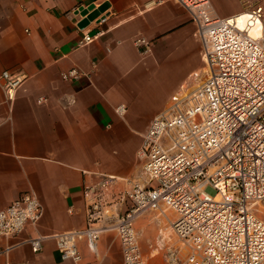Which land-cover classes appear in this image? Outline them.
Wrapping results in <instances>:
<instances>
[{
	"label": "crops",
	"instance_id": "crops-1",
	"mask_svg": "<svg viewBox=\"0 0 264 264\" xmlns=\"http://www.w3.org/2000/svg\"><path fill=\"white\" fill-rule=\"evenodd\" d=\"M151 1L162 3L146 9ZM210 2L219 18L243 11L240 0ZM105 4L100 17L81 27L80 9ZM84 35L96 39L79 47ZM140 38L149 41V53L136 46ZM201 43L191 14L173 0H0V76L23 77L13 102L0 86V211L28 192L44 209L36 230L23 237L83 229L86 185L112 176L117 192L126 187L123 179L140 173L137 152L153 119L178 91H193L207 79ZM73 68L84 76L64 81ZM142 102L153 112L139 122L133 110ZM153 213L152 222L145 216L137 223L139 244L146 264H167V248L185 249L176 235L169 238L177 215L164 206ZM78 246L81 264H124L115 232L100 237L97 254L85 241ZM0 264L74 263L62 260L48 238L41 253L23 245L0 256Z\"/></svg>",
	"mask_w": 264,
	"mask_h": 264
},
{
	"label": "built area",
	"instance_id": "built-area-1",
	"mask_svg": "<svg viewBox=\"0 0 264 264\" xmlns=\"http://www.w3.org/2000/svg\"><path fill=\"white\" fill-rule=\"evenodd\" d=\"M173 1L197 26L206 81L193 91H178L153 119L137 152L142 169L123 179V190L116 192L118 179L105 175L86 185L83 229L23 237L36 230L44 214L32 192L1 210L0 256L23 245L39 254L50 238L62 260L81 264L80 242L97 254L100 237L115 232L124 264H146L136 224L164 206L176 213L170 227L185 248H167V264H264V0L226 18L214 14L210 0ZM161 3L151 1L146 9ZM95 39L84 35L79 47ZM135 44L142 53L150 52L148 40ZM83 76L73 68L62 79ZM22 84L23 77L9 71L0 76L8 102ZM126 109L122 105L117 112L123 116ZM159 245L165 246L164 239Z\"/></svg>",
	"mask_w": 264,
	"mask_h": 264
},
{
	"label": "rangeland",
	"instance_id": "rangeland-1",
	"mask_svg": "<svg viewBox=\"0 0 264 264\" xmlns=\"http://www.w3.org/2000/svg\"><path fill=\"white\" fill-rule=\"evenodd\" d=\"M262 0H240V3H241V7L243 8V10L247 9V8H250V7H255V6H258L260 4ZM199 61H200V70H203V69H206L207 68V65H206V62H205V57H204V45L203 43H201V47H200V56H199ZM135 112V116L137 117L138 121L139 122H143L145 120V118H148L152 112H153V107L152 106H149L147 105L145 102H142L139 104L138 108L133 110ZM155 214L153 212H148V213H145L138 221L137 223H139L140 220H143V217L145 216H148V218H146V220H148L146 223H149V222H152V215ZM260 216L264 219V212L262 214H260ZM139 224H136V227L138 226ZM152 226H155V225H152ZM139 227V226H138ZM169 229V232L172 233L171 235L172 236H169V238H173V236H175V234L173 233L171 227H167ZM166 233V235H168V233ZM147 235H151V237L153 236H156L155 233L147 230L146 231ZM176 237V236H175ZM178 239V238H177ZM179 240V239H178ZM181 243V242H179ZM181 247V244L180 246ZM175 248H177V246H175Z\"/></svg>",
	"mask_w": 264,
	"mask_h": 264
},
{
	"label": "water",
	"instance_id": "water-1",
	"mask_svg": "<svg viewBox=\"0 0 264 264\" xmlns=\"http://www.w3.org/2000/svg\"><path fill=\"white\" fill-rule=\"evenodd\" d=\"M107 4L96 8L95 6H90L88 8H82L78 13L84 18L81 27H87L91 22L95 21L101 14H103L107 9Z\"/></svg>",
	"mask_w": 264,
	"mask_h": 264
},
{
	"label": "bare ground",
	"instance_id": "bare-ground-1",
	"mask_svg": "<svg viewBox=\"0 0 264 264\" xmlns=\"http://www.w3.org/2000/svg\"><path fill=\"white\" fill-rule=\"evenodd\" d=\"M208 77V72H207V70H205L204 71V73H203V75H202V78H204V79H206ZM190 87L192 86L193 87V84H191V85H189ZM192 90H194L193 88H192Z\"/></svg>",
	"mask_w": 264,
	"mask_h": 264
}]
</instances>
